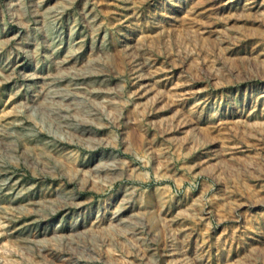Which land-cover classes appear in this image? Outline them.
Returning <instances> with one entry per match:
<instances>
[{"label":"rangeland","instance_id":"1","mask_svg":"<svg viewBox=\"0 0 264 264\" xmlns=\"http://www.w3.org/2000/svg\"><path fill=\"white\" fill-rule=\"evenodd\" d=\"M0 264H264V0H0Z\"/></svg>","mask_w":264,"mask_h":264},{"label":"bare ground","instance_id":"2","mask_svg":"<svg viewBox=\"0 0 264 264\" xmlns=\"http://www.w3.org/2000/svg\"><path fill=\"white\" fill-rule=\"evenodd\" d=\"M98 30V29H97ZM80 41V40H79ZM78 41V42H79ZM81 42V41H80ZM79 42V43H80ZM79 43H78V45H79ZM76 45V44H75ZM78 45H76V46H78ZM83 46V42L82 43H80V46L78 47V48H74L73 47V49H72V51L71 52H69V53H67V54H65L64 55V58H62V60H60V61H58L57 63V67H58V72H61V74L60 75H62V72H63V70L62 69H59V68H62L61 67V64L63 63V64H65V65H67V64H69V65H72L74 62H76L75 61V57H77L78 56V54L80 55V53L82 52V47ZM101 48H102V46H101ZM101 48H100V50H101ZM100 53V52H99ZM96 59H94V60H90V61H87L88 63V65H87V67L92 63V62H94ZM61 63V64H60ZM75 64V63H74ZM86 64V63H85ZM94 64V63H93ZM64 65V66H65ZM91 66V65H90ZM65 68H69L68 66L67 67H65ZM70 68H74L73 66H71ZM85 68V67H84ZM63 69H64V67H63ZM65 70V69H64ZM71 70H73V69H71ZM70 70V71H71ZM56 73V72H55ZM64 73H65V71H64ZM64 73H63V75H64ZM68 73V72H67ZM72 72H70V73H68V74H71ZM88 74H89V72H88ZM65 75H67V74H65ZM80 75V74H79ZM75 76V78L76 77H79L77 74H74V75H72L71 77H74ZM57 78V76H53V79H51L50 81H51V83H50V86H49V89L47 90V92H46V98H50L51 99V102H53V103H67V104H72V103H74L77 99H78V97H79V94L80 95H82L81 93H79L78 91L77 92H75V91H73V90H75L76 88L74 87V86H72V84H70V86H68L67 85V87L66 88H63L62 89V91H59V92H52V89L50 90V87H52V83H54L53 81H54V79H56ZM49 81V80H48ZM87 88V87H86ZM91 90H94V89H91ZM91 90H89L90 92H89V94L91 93ZM73 91V92H72ZM98 91V90H97ZM97 91H95V93L97 92ZM105 92V91H104ZM84 93V92H83ZM92 94V93H91ZM101 94V93H100ZM94 95V94H93ZM97 95V94H96ZM103 95V94H102ZM50 101V100H49Z\"/></svg>","mask_w":264,"mask_h":264}]
</instances>
